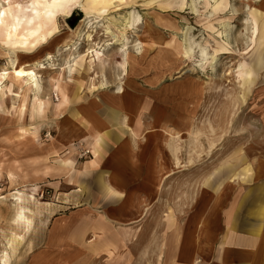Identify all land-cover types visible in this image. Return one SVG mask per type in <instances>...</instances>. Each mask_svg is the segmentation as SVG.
<instances>
[{"label":"rangeland","instance_id":"obj_1","mask_svg":"<svg viewBox=\"0 0 264 264\" xmlns=\"http://www.w3.org/2000/svg\"><path fill=\"white\" fill-rule=\"evenodd\" d=\"M113 1L120 6L112 5L104 17H97L94 12L88 15L79 6L69 17H58V35L49 44L55 64H46L47 68L39 72L44 85L42 98L49 97L44 113L32 119L28 108L22 114L19 106L23 96L13 103L12 95L7 94L0 106V255L8 252V264H35L44 258L42 264H74L79 250L70 249L66 262L62 261L61 256L52 253L59 250L61 240L51 236L62 228L63 219L68 220L66 230L72 233L78 223L88 219L89 210L97 217L111 213L112 217L107 216L111 219L106 222L107 236L115 246L113 254L99 252L86 264H165L173 249L175 223L179 225L180 216L198 209L192 205L215 200L226 186L230 187L228 201L245 194V199H254L256 194L252 190L261 180L256 168L264 159V16L253 36L249 9L259 2L227 0V4L214 10L212 0L210 4L207 0ZM131 10L142 19L134 29L124 32L128 50L135 58L125 72L122 45L109 44L114 39L106 29L109 26L122 38L119 17ZM73 16L77 17L74 22ZM226 24L230 26V43L225 54H218L214 68L209 63L198 65V48L194 56L183 57L174 54L169 45L155 42L176 39L180 43V32L188 27L191 37L213 53L221 41L216 30L224 31ZM142 39L147 44L140 46ZM75 42L79 43L80 53L90 46L101 48L106 62L103 68L96 64L94 71L90 70L88 60L84 65L79 62L71 80L64 72L65 80H70L68 92L77 90L85 98L102 88V80L107 82L105 90L111 92L123 86L119 117L127 118L128 129L138 118L145 123V138L141 141L149 138L144 154L156 174L150 176L152 183L148 189L133 194L136 202L132 204L143 201L137 204L140 213L131 219L125 215L124 202H113L117 198L111 199L112 191L105 199L107 202H71L73 197H68L74 185L67 184L70 173L76 174L74 183L81 179V167L91 157L86 153L91 143L81 135L82 127L75 139H70L73 145L79 142V148L62 143L59 136L66 129L61 123L67 116L60 117L54 110L57 91L51 80L57 78L59 68L70 58L66 44ZM2 47L3 64L8 61V54ZM240 63L252 72L245 85L238 71ZM172 129L180 134L172 136L166 132ZM67 131V135L72 134ZM131 132L126 134L129 139L134 138ZM65 155L75 161L73 167L59 166L58 159ZM161 160L168 176L160 183L161 174L157 172ZM91 181L92 195L100 200V179L91 177ZM19 190L30 198L27 204L32 209L33 225L29 231L18 228L15 222L14 195ZM14 232L22 235L23 240L12 246Z\"/></svg>","mask_w":264,"mask_h":264},{"label":"bare ground","instance_id":"obj_2","mask_svg":"<svg viewBox=\"0 0 264 264\" xmlns=\"http://www.w3.org/2000/svg\"><path fill=\"white\" fill-rule=\"evenodd\" d=\"M155 0H149L152 2ZM210 0H207L208 4ZM214 4L212 5L214 10L220 9L227 0H212ZM259 2L257 5H253L250 10L251 22L253 24L252 32L253 36L258 33V27H260L259 21L263 20L264 16V5L262 4L263 0H257ZM112 5L119 7L120 5L116 4L113 0H0V46L3 45L6 53L8 54V61L5 66L0 70V106L7 96V94L12 95L13 103L18 101V99L23 96V100L20 103L19 110L22 114L29 108L31 118L33 119L37 115H41L45 112L48 106V99L42 98V93L44 90L43 80L41 79L40 70L46 69V64L54 65V59L52 54H46L44 60H38L36 57L40 56L41 52L47 45L50 44L51 40H54L58 35L59 26H58V17H69L72 15L73 9L77 6L82 7L83 10L89 15L90 12H94L97 17H104L105 13L109 11ZM195 6L194 2L191 4ZM195 8V7H193ZM89 17V16H88ZM96 18V17H95ZM77 19L76 16L72 17V22ZM142 17L134 10L128 11L125 15L119 17L120 20V31L121 37L119 38L113 31H111L109 26H107V32L112 35L114 42L109 44H121V53L123 56V68L127 72L126 66L128 64H134L135 58L129 52L128 39L125 37V31L127 29H134L138 23L141 22ZM111 21L110 19H107ZM264 22V20H263ZM224 31H218L217 37L221 38L219 46L214 49V52L211 53L208 51V47L196 42L189 33L188 27H183L180 32V43L173 39L171 42H164L162 39L155 41L157 43L162 42L165 45L172 47L174 54L183 55V57H191L198 52V65L201 67L204 64L209 63L213 68L217 62L218 54H225L227 45L230 43V26L226 24L224 26ZM215 30V29H213ZM82 34H79V37ZM88 37L91 34L87 35ZM78 42L73 43L72 45L66 44L65 50L70 53V58L66 61L65 66L60 67L58 76L52 78L53 88L58 92L59 100L54 103V110L56 114L60 117L64 116L65 108L69 103L70 96L68 93V82L71 80L72 75L74 74L77 64L89 62L90 70L94 71V66L99 64L100 68H103L105 65L104 52L101 48L96 46H90V48L84 52L80 53L78 49ZM144 39L139 41V45H146ZM141 51V50H140ZM89 58V59H88ZM47 60V62H45ZM56 69V67H53ZM238 71L240 78L243 81V84L249 83L252 78V72L246 69L243 63H240L238 66ZM64 72L68 74L69 81L65 80ZM230 74V73H229ZM97 76V75H96ZM99 77V76H97ZM107 82L102 80L100 87H106ZM118 94L124 93L123 86H119L117 90ZM29 95L30 99H29ZM14 105V104H13ZM126 118V117H125ZM159 119V117L157 118ZM141 119H137V124L142 125ZM85 129L81 132V135L84 138L93 137L92 150L89 152L92 153L91 158L87 161L85 168L90 169L96 167L100 164L102 156V148L108 139V132L106 129H99L94 134H91L92 131H89V125L85 124ZM22 131L27 132L23 127ZM132 131L133 137L136 140L139 139V149L142 153L145 152V148L149 143V138L147 141L142 143L141 140L145 138V132L143 131L141 136L140 132L134 128H130ZM145 130V129H144ZM173 130V131H172ZM166 132L174 136L173 133L177 136L180 132L174 131V129ZM155 135V134H154ZM139 138L137 139V137ZM144 141V140H143ZM88 142V141H87ZM158 144V143H157ZM159 149L156 147V153ZM133 159L135 160V151L133 150ZM60 167L71 168L74 166L75 161L70 156H60L58 159ZM1 168V166H0ZM166 168L161 160L159 165V182L163 180L165 176H168V173L165 172ZM47 171L44 172L46 174ZM0 179H1V169H0ZM155 179L153 178V184ZM223 189V188H222ZM221 189V190H222ZM16 202V216L15 222L18 228L24 227L26 230H30L33 225L32 218V209L28 206L27 202H30V198L24 191H17V194L14 195ZM33 198V196H30ZM139 204V202H137ZM132 204L130 202L128 209L125 213L127 218H133L137 216L138 205ZM90 217L94 218V213L89 212ZM84 220L81 223H78L72 231L74 237V246L79 250V254L74 259V264H86V261L93 256H97L100 251L106 250L110 254H113L112 247L115 246V243L107 237L108 228L106 225L98 223V221ZM68 222L62 220L59 228L54 234L61 236L64 229H66ZM21 240H23L22 235H17L16 232L13 233L12 238L10 239V244L18 245ZM162 258V257H161ZM45 259V258H44ZM44 259L35 261V264H42ZM0 261L2 264H8L9 256L8 252L5 251L3 255H0ZM66 262V259L64 260ZM167 262L174 263V256L171 253Z\"/></svg>","mask_w":264,"mask_h":264},{"label":"crops","instance_id":"obj_3","mask_svg":"<svg viewBox=\"0 0 264 264\" xmlns=\"http://www.w3.org/2000/svg\"><path fill=\"white\" fill-rule=\"evenodd\" d=\"M49 50H51V45H47L40 56L36 58L40 61L43 60ZM3 58H5L4 54L0 52L1 70L6 64L1 63ZM68 93L72 99L65 108L63 117H67L61 123L62 128L66 130H62L63 134L59 136L64 145L66 144L68 147L73 145L70 139H75V134L79 133V127H82V131L85 129L84 123L89 125L91 134L99 129L109 131L108 139L105 144H102L100 164L90 169L85 168L86 165L81 167L79 176L81 179L75 183L76 174L70 173V180L67 184L74 185L70 187L72 193L68 197L70 199L73 197L71 202H107L105 199L110 197L109 191H112L114 193L111 199L117 198L113 202H124L127 210L129 202H136L133 194L148 189L152 183L150 176L156 172L151 164L149 165L148 157L145 159V154L140 151L138 140L135 137L129 139L126 136L130 131L127 127L130 125L126 126L127 118L122 119L118 115L119 112H122L118 103L120 94L105 90V88L94 90L85 98L77 90ZM104 95L105 99L102 98ZM110 100H114L115 103L111 104ZM141 122L142 125H138L136 120L131 125L132 128L140 132L139 136L145 128L143 120ZM67 130H71L72 134L67 135ZM85 140L90 141V150H92L93 137ZM73 146L75 149L79 148V142L74 143ZM133 150L135 151V160L133 159ZM89 153L92 156V153ZM74 171L78 172L76 168ZM256 174H260L261 180L255 183L254 190L251 189L256 192L253 195L254 199H245L244 197L247 195L245 194L243 197L228 201L230 187L226 186L223 193L216 195L215 200L197 202L192 206L198 207V209L179 217V225L175 223L174 226L173 249L170 252V255L172 253L174 256L173 264H264V159L258 162ZM91 177L93 180L97 177L100 179L101 186L98 187L102 195L100 200L95 199L92 195L94 185ZM118 193L121 195L120 199H118ZM142 201L143 199L137 202ZM117 206L119 205L117 204ZM90 211L92 210L87 212V221L92 218L89 215ZM105 214L106 216L100 214L99 218L94 214L92 219L93 221L99 219L98 223L106 225L108 228L106 222L110 223L111 219H108L107 216L112 217V215L110 212H105ZM78 220L80 219L78 218ZM52 237L61 240V243L57 245L60 247L57 248L60 251L52 250V253L61 256L62 261L71 253L70 249H77L74 246L75 239L72 233L66 229L61 236L53 234ZM107 237L111 239L110 236ZM100 252L105 253L106 251ZM167 261L165 264H172Z\"/></svg>","mask_w":264,"mask_h":264},{"label":"built area","instance_id":"obj_4","mask_svg":"<svg viewBox=\"0 0 264 264\" xmlns=\"http://www.w3.org/2000/svg\"><path fill=\"white\" fill-rule=\"evenodd\" d=\"M54 99L55 100H59V94H58V92H54ZM86 153H89V150L88 151H86Z\"/></svg>","mask_w":264,"mask_h":264}]
</instances>
